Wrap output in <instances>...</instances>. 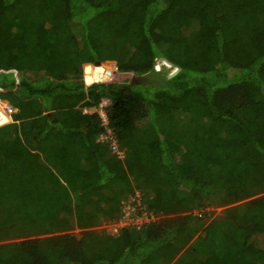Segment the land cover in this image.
I'll use <instances>...</instances> for the list:
<instances>
[{
  "label": "trees",
  "instance_id": "trees-1",
  "mask_svg": "<svg viewBox=\"0 0 264 264\" xmlns=\"http://www.w3.org/2000/svg\"><path fill=\"white\" fill-rule=\"evenodd\" d=\"M3 103L0 264H264V0H0Z\"/></svg>",
  "mask_w": 264,
  "mask_h": 264
},
{
  "label": "rangeland",
  "instance_id": "rangeland-1",
  "mask_svg": "<svg viewBox=\"0 0 264 264\" xmlns=\"http://www.w3.org/2000/svg\"><path fill=\"white\" fill-rule=\"evenodd\" d=\"M0 107L4 110H6V114L8 117H10L13 113L16 112V110L11 109L6 103L0 104ZM113 140V138H112ZM103 143H111L108 140H104ZM110 149L112 150L113 153H115V148L112 146V143L109 144ZM140 193L139 192H135L134 195H129L126 199V201H124L123 203L126 202H131L132 200L136 199L137 201H135L136 203H138L140 201ZM132 206H125L122 207L121 212L124 213L125 212H129V216H128V221H123L121 220V216L120 218H118V220L116 221H108V222H103L101 223L98 227L94 228L95 231L98 230H105L108 233H112L115 234L120 228L123 227H133V228H139L140 226H142L144 223H148L149 221H153L155 220L154 216L148 214L145 209L144 206L142 204L139 205L138 207H134V204H131ZM226 209V207H209L207 209H202V210H197L194 211L193 214L198 215L199 213H205L208 216V220H213L216 219L218 217H220L224 210ZM131 213V214H130ZM82 230L80 229H74L72 232H70L72 235L76 236V237H80ZM21 241V239H14V240H10L7 242H3V243H11V242H19Z\"/></svg>",
  "mask_w": 264,
  "mask_h": 264
},
{
  "label": "built area",
  "instance_id": "built-area-1",
  "mask_svg": "<svg viewBox=\"0 0 264 264\" xmlns=\"http://www.w3.org/2000/svg\"><path fill=\"white\" fill-rule=\"evenodd\" d=\"M109 105V103L107 101H102L98 108L96 109V113L99 115V117L101 118L103 124H106V112H105V108ZM104 140H108L112 143V146L115 148V154L118 155L119 158L122 157V154L120 152L117 151L116 149V145H115V142L112 140V136H111V133L109 131H107L106 134L102 135L99 137V141L103 142ZM109 143V144H111ZM138 199V198H136ZM136 199L132 200L131 202H126L124 203V206H132L131 204H134L133 206L136 208L138 207L139 208V205L141 204V202L139 201L138 203H136L135 201H137ZM131 214V213H130ZM128 216H129V212H121V220L123 221H128Z\"/></svg>",
  "mask_w": 264,
  "mask_h": 264
},
{
  "label": "water",
  "instance_id": "water-1",
  "mask_svg": "<svg viewBox=\"0 0 264 264\" xmlns=\"http://www.w3.org/2000/svg\"><path fill=\"white\" fill-rule=\"evenodd\" d=\"M255 238L259 241L260 246L264 248V234L257 235Z\"/></svg>",
  "mask_w": 264,
  "mask_h": 264
}]
</instances>
